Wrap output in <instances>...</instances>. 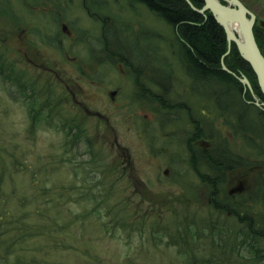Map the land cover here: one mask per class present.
<instances>
[{"label": "rangeland", "instance_id": "rangeland-1", "mask_svg": "<svg viewBox=\"0 0 264 264\" xmlns=\"http://www.w3.org/2000/svg\"><path fill=\"white\" fill-rule=\"evenodd\" d=\"M249 1L264 20V0ZM104 26L136 65L105 53ZM0 56L36 81L51 113L32 128V101L0 78V264H189L192 253L202 264H264V241L254 253L237 218L212 205L225 192L264 195V139L249 144L225 116L200 112L170 25L125 0H0ZM166 99L191 105L194 119ZM73 117L85 122L77 141ZM199 127L203 138L186 142ZM224 145L242 168L207 161ZM193 160L223 178L217 195ZM256 212L264 225L261 203Z\"/></svg>", "mask_w": 264, "mask_h": 264}, {"label": "trees", "instance_id": "trees-1", "mask_svg": "<svg viewBox=\"0 0 264 264\" xmlns=\"http://www.w3.org/2000/svg\"><path fill=\"white\" fill-rule=\"evenodd\" d=\"M125 1L133 6L138 4L144 5L155 16L172 27L175 37L180 43V60L182 66L189 79L192 80L191 94L203 103L200 109L202 114L209 111V113L213 112L217 116L218 114L225 116L224 123L226 125L231 127L234 125L238 131H245L250 135L248 138L249 144L255 143L253 140L256 138L264 139V109L255 104L256 98L264 102V96L257 76L249 62L242 57L234 42L231 44L229 51L226 32L213 17L212 13L208 10L200 13L195 9H202L205 4L204 0H190L193 7L186 0ZM241 1L247 8L251 9V1ZM222 2L225 3L224 1ZM89 9L95 14H99V12L93 10L90 6ZM257 19L261 18L257 16ZM102 29L104 31L102 33L104 48L102 47V49H104L105 53L113 59L116 57V60L127 66L136 65L134 62L135 59H131L128 53H119L117 49L112 48V39L109 36L108 27L104 26ZM254 33L259 48L264 55V27L256 23ZM5 60V58L0 56V78L4 81L3 83L9 84L10 88L7 90L12 98L18 99L22 97L26 102L32 101L30 118L33 128L41 119L50 117L51 113L44 114L45 108L50 107V101L46 100V105L45 103L38 102L35 90L36 81L28 82L25 79L24 71L23 74L18 73L12 67L13 64L6 63ZM222 63L229 69V72L223 69ZM243 77H246L250 81L252 91L242 83L241 78ZM141 88H144L142 90L149 94L152 92L155 93L151 87H146L144 83L141 85ZM204 88L206 89L205 92L202 90ZM196 91L199 93V97H197ZM161 96L164 97V95ZM161 103L163 108L171 111L176 108L185 109L184 105H187L186 112L190 120L194 119L193 116L195 114L192 106L189 104H181L182 106L176 104L168 105L167 99L164 102L161 101ZM84 124V118L78 119L77 117H73L72 124H67L68 137L71 135L77 141L82 136H87L84 134ZM200 124L202 122L199 119L197 125L200 126ZM202 138L203 135L199 127L195 135L188 137L186 142H190L193 139L200 140ZM191 145L187 144V148L189 149ZM91 159L94 162L100 160L95 157H91ZM207 161L222 173L226 172V170L234 171L235 169L242 168L245 164L244 158L236 153L230 152L226 148V145L221 148L215 159L210 158ZM192 165L200 173L196 165V160H193ZM201 175L203 179L211 184L214 190L217 188L219 192L218 184L220 185V181H223V178L218 179V177ZM260 194L257 192H253L252 194L248 193V195L241 194L237 198L235 195L230 196L225 192L224 199L218 201L213 198L212 200V205L215 210H220L225 214L234 216L237 218L238 224L247 230L240 228L238 232L245 239L250 236L248 243L250 242V249L254 253H260L263 250L261 240L264 241V225L259 221L258 213L256 212L258 203H261L264 207V195ZM213 195H217L216 190ZM261 220L263 219L261 218ZM105 227L109 229L107 225ZM38 232L39 230L37 232L31 231V234ZM183 241L185 242V240ZM189 258L191 259L189 264H202L194 257L193 253Z\"/></svg>", "mask_w": 264, "mask_h": 264}, {"label": "water", "instance_id": "water-1", "mask_svg": "<svg viewBox=\"0 0 264 264\" xmlns=\"http://www.w3.org/2000/svg\"><path fill=\"white\" fill-rule=\"evenodd\" d=\"M186 1L193 7L190 0ZM204 1L205 4L202 9L194 8L200 13H204L207 10L210 11L216 21L224 28L229 51L231 44L234 42L242 57L249 62L255 72L264 96V55L259 48L254 33V27L257 23L256 14L247 8L241 0ZM258 23L264 27V20L260 19ZM234 26H237L238 30L234 29ZM222 64L223 69L229 72L225 64ZM241 81L246 88L252 91V85L246 77L241 78ZM255 104L264 109V102L260 103L257 98Z\"/></svg>", "mask_w": 264, "mask_h": 264}, {"label": "bare ground", "instance_id": "bare-ground-1", "mask_svg": "<svg viewBox=\"0 0 264 264\" xmlns=\"http://www.w3.org/2000/svg\"><path fill=\"white\" fill-rule=\"evenodd\" d=\"M234 29H237L238 30L237 26H234Z\"/></svg>", "mask_w": 264, "mask_h": 264}, {"label": "flooded vegetation", "instance_id": "flooded-vegetation-1", "mask_svg": "<svg viewBox=\"0 0 264 264\" xmlns=\"http://www.w3.org/2000/svg\"><path fill=\"white\" fill-rule=\"evenodd\" d=\"M259 20H260V19H257V23H258Z\"/></svg>", "mask_w": 264, "mask_h": 264}]
</instances>
